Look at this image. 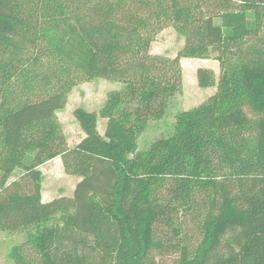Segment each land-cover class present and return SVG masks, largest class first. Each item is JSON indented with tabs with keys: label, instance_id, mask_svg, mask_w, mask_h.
I'll list each match as a JSON object with an SVG mask.
<instances>
[{
	"label": "trees",
	"instance_id": "obj_1",
	"mask_svg": "<svg viewBox=\"0 0 264 264\" xmlns=\"http://www.w3.org/2000/svg\"><path fill=\"white\" fill-rule=\"evenodd\" d=\"M172 25V58L150 52ZM214 58V93L139 149L181 90L179 59ZM119 82L100 110L76 108L73 147L56 116L79 81ZM80 177L43 202L39 166ZM19 171L17 178H10ZM185 217L197 240L185 234ZM0 230L22 231L14 264H264V0H0Z\"/></svg>",
	"mask_w": 264,
	"mask_h": 264
},
{
	"label": "rangeland",
	"instance_id": "obj_2",
	"mask_svg": "<svg viewBox=\"0 0 264 264\" xmlns=\"http://www.w3.org/2000/svg\"><path fill=\"white\" fill-rule=\"evenodd\" d=\"M183 44V38L172 25L164 27L151 43L150 52L166 57H174ZM181 66V90L166 108L165 115L160 120H151L145 129L137 136L139 149H146L156 138L166 135L173 128L174 115L179 110H186L204 101L208 95L214 93L216 85L210 87H199L196 81V69L207 67L214 73L217 80L220 66L214 58H187L179 59ZM119 82L104 79L91 78L79 81L68 93L65 105L56 111V116L61 124L62 131L66 137L67 146L73 147L85 133L81 129L74 116L76 108H83L95 113V123L100 134L105 133L107 119L100 114L109 91L120 88ZM40 188L39 197L43 202L50 201L60 196L71 197L73 189L80 177L68 174L64 171L61 157L56 156L39 167ZM19 171L10 178H17ZM184 234L191 239L197 240L198 234L196 224L190 217H185ZM25 234L22 231L0 230V264H14L8 253L14 243L22 242ZM177 256L171 250L164 253L152 254L153 264H174Z\"/></svg>",
	"mask_w": 264,
	"mask_h": 264
}]
</instances>
